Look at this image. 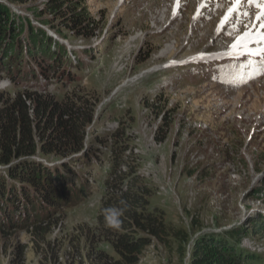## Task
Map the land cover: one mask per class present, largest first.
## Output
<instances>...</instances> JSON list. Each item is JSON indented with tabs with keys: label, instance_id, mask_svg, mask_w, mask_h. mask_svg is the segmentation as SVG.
<instances>
[{
	"label": "rangeland",
	"instance_id": "obj_1",
	"mask_svg": "<svg viewBox=\"0 0 264 264\" xmlns=\"http://www.w3.org/2000/svg\"><path fill=\"white\" fill-rule=\"evenodd\" d=\"M58 1L63 8L50 14ZM230 6L231 0H179L178 6L176 0H0L6 21L0 23V96L38 91L57 104L68 97L83 101L91 116L80 151H39L0 166V196L10 186L32 190L16 178L35 165L40 174H64L63 197L68 190L74 197H62L52 208L39 195L52 211L49 233L15 229L0 236V264H99V253L119 260L96 220L114 156L122 172L128 164L136 167L150 190L148 208L166 225L137 264H199L202 245L219 248L238 264H264V75L242 83L232 68L185 63L231 49L242 33L260 31L257 9L247 4L241 5L247 15L232 13L219 26ZM69 13L84 26L73 29L69 18L65 25L61 15ZM45 36L54 39L48 52ZM54 42L62 45L60 52ZM11 54L26 69L20 90L3 72L16 66L17 60L8 61ZM47 54L68 58L58 79L59 61L49 64L45 77H36L35 64L24 61ZM35 138L40 145L38 133ZM10 170H18L16 178ZM82 183L90 187L84 198L74 191Z\"/></svg>",
	"mask_w": 264,
	"mask_h": 264
},
{
	"label": "trees",
	"instance_id": "obj_2",
	"mask_svg": "<svg viewBox=\"0 0 264 264\" xmlns=\"http://www.w3.org/2000/svg\"><path fill=\"white\" fill-rule=\"evenodd\" d=\"M18 1L22 0H12V2ZM62 4V1L61 3L58 1L51 4L50 14L60 12L63 8ZM1 14L0 11V18ZM61 17V21L65 25L68 24L66 19L69 18L73 29H79L85 24L80 18H75L74 13L62 14ZM0 23L6 24L5 19L4 21L0 19ZM46 38V51L48 52V46L52 45L50 43L54 39L48 36ZM33 40H30L29 44H32ZM16 43L19 44V40ZM54 43L59 44L58 42ZM56 46L60 52L62 45ZM26 49L24 46V50ZM28 50L29 53L33 52L31 47L30 49L28 47ZM3 53L5 54V45L0 44V54ZM51 56L40 58L33 55L30 59H24V61L33 62L39 71L45 73V69L50 66L49 64L59 63L58 66L65 65L66 59H68L64 56H57L56 58ZM17 59L15 54L8 57L10 64ZM18 62V60L15 62V70L11 66H7L3 72L9 76L10 81L16 86L17 90H20L18 83L21 81L22 72L18 73ZM3 64L5 65V63ZM45 95L44 97V94L21 92L20 90L14 92L11 96H0V166H8L14 159L34 156L39 151L45 154L55 151L56 155L59 156L68 152L76 153L82 149L83 127L91 122L89 111L82 105L84 104L83 101H79L78 97V101L72 102V100H68V97H65L60 104H57L51 97H48L52 95ZM43 120L45 121L43 122ZM41 123H43V128H40ZM36 133H38L40 145L36 141ZM20 168L22 171L26 167L20 166ZM34 168L38 167L30 165L26 169L28 173L23 170L19 178L15 177V174L19 173L18 170H10L11 177L14 176L13 178L19 181L25 180L26 186H31L33 191L24 187L14 188L11 186L6 189V192L3 190L1 194L3 198L0 196L2 198L0 201V236L7 235L8 231L15 229L31 230L30 233H34L35 236H45L49 233L50 221L53 215L51 209L45 206L47 204L52 208H56V205L61 203L66 177L64 174L61 178L54 177L55 175L51 173L40 174L39 169L33 171ZM62 170L66 171L68 167L63 166ZM102 184L104 193L96 217L97 230L103 233L107 242L110 243L112 249L119 256V260L112 261V259L100 253L97 255L96 260L99 264H137L141 253L146 246L151 244L152 239H162L166 232L165 221L159 213L148 208L150 190L140 179V176L137 175L135 166L128 164L126 171L122 172L119 159L114 156L110 163L108 176L103 179ZM41 188L42 190H49V192L46 193ZM13 189L15 192L9 191ZM74 191L75 195L84 198L85 195H88L89 185L85 187L82 183L80 189ZM36 192L38 196L35 198ZM69 194L68 190L63 198L68 201L74 199ZM39 195L44 200L49 201L45 200L46 204L42 203ZM50 196H52V199H50ZM121 200L126 201L128 206L127 211L121 218L123 220L122 226L119 230L110 229L104 224L102 210L108 207H122ZM17 214L19 215L17 216ZM14 216H17V218L19 216L23 217L20 221L23 226H17ZM235 236L233 235V237ZM203 247L205 248L202 245L199 252L202 258L199 264H208L209 259L206 256H211L213 264H238L225 258L217 247L214 249L206 248L205 250Z\"/></svg>",
	"mask_w": 264,
	"mask_h": 264
},
{
	"label": "snow or ice",
	"instance_id": "obj_3",
	"mask_svg": "<svg viewBox=\"0 0 264 264\" xmlns=\"http://www.w3.org/2000/svg\"><path fill=\"white\" fill-rule=\"evenodd\" d=\"M242 4H247L248 7L257 9L256 21L260 31L246 32L236 39L232 44L231 50L243 51L245 55L255 57L264 56V0H231V6L228 9V14L225 20L232 13L240 12L242 15H247L241 9ZM179 5V0H176V6ZM175 11V8H174ZM255 45V48H251ZM247 72L240 77L242 83H247L248 80L255 79L259 75H264V63L252 62L246 65Z\"/></svg>",
	"mask_w": 264,
	"mask_h": 264
},
{
	"label": "clouds",
	"instance_id": "obj_4",
	"mask_svg": "<svg viewBox=\"0 0 264 264\" xmlns=\"http://www.w3.org/2000/svg\"><path fill=\"white\" fill-rule=\"evenodd\" d=\"M122 207H108L102 210L104 216V224L106 227L114 230H119L122 226L123 220L121 219L127 211L126 201L121 200Z\"/></svg>",
	"mask_w": 264,
	"mask_h": 264
},
{
	"label": "bare ground",
	"instance_id": "obj_5",
	"mask_svg": "<svg viewBox=\"0 0 264 264\" xmlns=\"http://www.w3.org/2000/svg\"><path fill=\"white\" fill-rule=\"evenodd\" d=\"M227 14H228V13H225L224 16H226ZM223 20H225V17L222 18V21H223ZM225 23H226V20H225L223 23H221L219 26L224 25ZM217 29H220V28H217ZM248 31H250V30H248ZM251 31H252V29H251ZM244 34H245V33H244ZM241 35H243V33L240 34L238 37H240ZM238 37H237V38H238ZM235 41H236V40H235ZM202 56H203V54L199 55L198 57L202 58ZM194 58H195V57H194ZM207 58H209V57H207ZM188 62H189V63H193V62H195V61H194L193 58H192V59H190V60H187V62L185 61V63H188ZM170 65H171V64H170ZM170 65H168L167 68H172V66H170ZM175 67H178V65H176ZM163 68H165V67H163ZM163 68H162V69H163Z\"/></svg>",
	"mask_w": 264,
	"mask_h": 264
}]
</instances>
